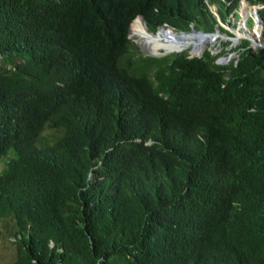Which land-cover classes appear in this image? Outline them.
Wrapping results in <instances>:
<instances>
[{
	"label": "trees",
	"instance_id": "trees-1",
	"mask_svg": "<svg viewBox=\"0 0 264 264\" xmlns=\"http://www.w3.org/2000/svg\"><path fill=\"white\" fill-rule=\"evenodd\" d=\"M237 1L0 0L10 264H264V48L129 40L138 14L223 32Z\"/></svg>",
	"mask_w": 264,
	"mask_h": 264
},
{
	"label": "rangeland",
	"instance_id": "rangeland-1",
	"mask_svg": "<svg viewBox=\"0 0 264 264\" xmlns=\"http://www.w3.org/2000/svg\"><path fill=\"white\" fill-rule=\"evenodd\" d=\"M239 4L243 7L244 12H249V6L246 2L245 4H243V1H240ZM246 5V6H245ZM245 6V7H244ZM256 6H263L262 3H257ZM252 10L255 7H251ZM209 9L213 12L215 11V6L214 5H209ZM239 9H236L237 15L235 16H230L228 19V25H223L224 31L231 34V36H227L225 33H220L217 29L216 30H212V31H206V30H201L199 28H194L193 26H189L186 29H182V28H178L176 26H174L171 23L168 24H163L162 26H160L158 29L152 31V32H156L157 30H159L160 28H170L173 30L175 35H182V34H187V33H197L198 36H200V40L202 42V45H204V47L206 45H208V48L211 50L212 54H220L221 53V46H218V40H221L222 42H225L226 40H232V42L225 48H223L224 50H228V48L230 46H234L238 43L241 42L242 39L240 38H245L244 36H242V33L245 32L246 30H250L247 26H246V19L247 17L241 18L238 14H239ZM253 16V13H252ZM244 22L245 24V28L243 27L242 23ZM238 23V24H237ZM255 27V26H254ZM254 27H252L250 34L254 33ZM236 30V31H235ZM263 31V30H262ZM130 34H129V40L135 45V47L143 52V54H151L152 52L158 53L156 55H160L164 52H159L162 49H150L148 46L152 47L151 45L144 43L143 39L140 37V35H138L137 33H135L132 30H129ZM232 32V33H230ZM237 32H240V36L238 35ZM247 32V31H246ZM134 33V34H133ZM136 34V35H135ZM139 37H138V36ZM208 36V37H207ZM217 38V39H216ZM210 39V42H207ZM216 39V40H215ZM204 40V42H203ZM229 40V41H230ZM260 40H264L262 33L260 35ZM147 42L150 43L149 40H146ZM214 42H215V47L214 46ZM143 44L149 49L147 51L143 50L141 48V46H143ZM249 41H248V45H249ZM203 47V49H204ZM144 48V47H143ZM202 49V50H203ZM185 52L187 55L188 53L186 51H182ZM202 53V51L200 53H197L195 56H199ZM237 53L233 52V51H229V54L227 55L226 58L222 57V56H218L216 62L219 63H224L226 62L228 59L236 57ZM194 57V56H192ZM0 165H2V162H0ZM1 168V167H0ZM16 230V226L14 223V220L11 218H1L0 219V264H10L13 260L16 259V251H15V242L13 241L14 239V231Z\"/></svg>",
	"mask_w": 264,
	"mask_h": 264
},
{
	"label": "bare ground",
	"instance_id": "bare-ground-1",
	"mask_svg": "<svg viewBox=\"0 0 264 264\" xmlns=\"http://www.w3.org/2000/svg\"><path fill=\"white\" fill-rule=\"evenodd\" d=\"M248 14L252 15V8L251 7H249V12H244L243 9L240 10L241 18L245 19V17ZM253 27H254V33L250 34V32H246V31L242 33V35H245V38L249 41V43H251V45H253L254 43H257V40H256V38L258 36V30L257 29L259 27V21L258 20L255 22ZM130 30H132L135 33H137L138 35H140V37L143 39V41H144V43H146V45L147 44L151 45L152 47L148 46L151 50L152 49H157V50L162 49L159 52L169 53V52L187 51V53L189 55L193 56V55H196L197 53H200L202 51L204 45H205V44L202 45V42L200 40V36H197L196 33H187V34H182V35H175L173 30L170 28H167V29L160 28L155 33L149 32L139 17H136L130 23ZM237 33L240 36V32H237ZM146 40H149L150 43L147 42ZM209 41H210V39L207 42H209ZM203 42H204V40H203ZM143 47L145 49L149 50L144 44H143ZM157 53H158V51H157ZM157 53L152 52L151 54L156 55Z\"/></svg>",
	"mask_w": 264,
	"mask_h": 264
},
{
	"label": "clouds",
	"instance_id": "clouds-1",
	"mask_svg": "<svg viewBox=\"0 0 264 264\" xmlns=\"http://www.w3.org/2000/svg\"><path fill=\"white\" fill-rule=\"evenodd\" d=\"M220 1H222V2H224L226 5L225 6H230V4H231V1L232 0H220ZM240 1H243V3L245 4V2L248 4V5H250L249 7H255L253 10H252V13H253V16L251 15V14H248L246 17H247V19H246V26L250 29V30H246L247 32H250L251 31V29H252V27H253V25L255 24V22L258 20L259 21V27H258V36H257V38H256V40H257V43H259V44H262V43H264V40H260V35H261V33H263V31L262 30H264V22H263V20H262V18L259 16V13H258V9H260V8H262V7H264V4H263V6H261V7H259V6H256L257 5V3H250V2H248L247 0H238L236 3H235V5L231 8V10L229 11V12H227L228 13V15H226V22H227V24H223V25H228V19H229V17L230 16H236L237 15V12H236V9L237 8H240L239 9V16H240V10L241 9H243V7L239 4V2ZM216 11H213V13H215ZM142 17L143 18V16L142 15H140V14H138V15H136L134 18H136V17ZM241 17V16H240ZM133 18V19H134ZM144 19V18H143ZM216 19H217V21H218V23L220 24V26H222L221 24V22L219 21V19H218V17H216ZM131 23V22H130ZM238 24V23H237ZM144 25H145V27H146V24H145V21H144ZM163 25V24H162ZM162 25H160V26H162ZM242 25H243V27L245 28V24H244V22L242 23ZM159 26V27H160ZM158 27V28H159ZM223 27V26H222ZM157 28V29H158ZM146 29H147V27H146ZM217 28H214V30H216ZM129 30H130V25H129ZM148 30V29H147ZM218 30V29H217ZM149 31V30H148ZM219 31V30H218ZM149 32H152V31H149ZM220 32V31H219ZM220 33H225L226 35L227 34H229V33H227V32H225L224 31V28H223V32H220ZM230 33H232V32H230ZM129 34H130V32H129ZM198 36V35H197ZM227 36H231V34H229V35H227ZM242 36H244L245 37V35H242ZM264 38V37H263ZM217 39V38H216ZM215 39V40H216ZM240 39H242V40H245V41H247V43H248V40L246 39V38H240ZM230 40V39H229ZM229 40H226L225 42H228ZM241 40V41H242ZM210 42V41H209ZM225 42H222V48H221V53L219 54L220 56H222V57H224V58H226L227 57V55L229 54V51H232V50H228L227 52H228V54L225 56L222 52L224 51V49L223 48H225V47H227L231 42H232V40H230V43L228 44H225ZM241 43V42H240ZM240 43H238V44H240ZM238 44H236V45H234V46H230V47H235V46H237ZM214 45H215V42H214ZM143 47V46H142ZM229 47V48H230ZM205 48H208V45H206L205 47H204V49ZM228 48V49H229ZM255 48H264V47H260V46H254V45H251V43L249 44V49L251 50V51H253ZM203 49V50H204ZM147 50V49H146ZM202 50V51H203ZM208 50H209V52L211 53V50L208 48ZM148 51V50H147ZM149 52V51H148ZM182 52V51H181ZM181 52H174V53H181ZM187 52V51H186ZM233 52H236V51H233ZM169 53H171V52H169ZM167 53H162V54H160V55H166ZM212 54V53H211ZM151 55H153V54H151ZM160 55H155V56H160ZM218 55V56H219ZM188 57H192V55H187ZM193 56H195V55H193ZM217 56V57H218ZM215 58V60H217L218 58Z\"/></svg>",
	"mask_w": 264,
	"mask_h": 264
},
{
	"label": "water",
	"instance_id": "water-1",
	"mask_svg": "<svg viewBox=\"0 0 264 264\" xmlns=\"http://www.w3.org/2000/svg\"><path fill=\"white\" fill-rule=\"evenodd\" d=\"M139 18L141 19V21L143 22V24H144V19L142 18V17H140L139 16ZM196 35H198L197 33H196ZM254 46H260V47H264V43H262V44H259V43H254L253 44Z\"/></svg>",
	"mask_w": 264,
	"mask_h": 264
}]
</instances>
